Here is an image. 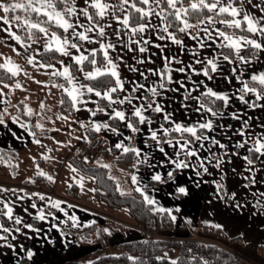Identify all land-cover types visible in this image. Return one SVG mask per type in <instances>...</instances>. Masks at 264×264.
Masks as SVG:
<instances>
[{
    "label": "crops",
    "instance_id": "obj_1",
    "mask_svg": "<svg viewBox=\"0 0 264 264\" xmlns=\"http://www.w3.org/2000/svg\"><path fill=\"white\" fill-rule=\"evenodd\" d=\"M115 1L116 0H105V2L111 5H115ZM36 2L37 0H32V3ZM212 2H216V0H212ZM242 2L243 5L246 6L247 11L251 14L260 18L264 17V12L260 11L258 7H253L248 4L247 0H233V4L236 6L241 5ZM71 3L72 0H69L68 5H65V8L70 6ZM75 3L77 4L76 11L72 14L65 13V18L70 21H74L78 18L81 23L74 24V29L76 31H84L88 22L81 10L83 7V0H75ZM227 3L228 0H224V4L226 5ZM252 3L254 5L264 6V0H252ZM147 7L152 8V12L157 19L156 22H158L159 26L153 24L155 21L151 19L152 15L148 16V21L146 23H150L152 27L146 28L143 33H132L131 28L121 29L123 26L121 21L119 22L121 25L120 28L116 29L120 32V36H116L114 34V29L118 22L113 18V11L115 12V15L118 14L115 9L108 10L107 16H98V20H94L95 22L105 24L106 21L112 18L111 25L106 27V36L104 39L105 42L110 41L116 45L114 49H110L109 51L112 58L118 64V71L121 73V77L125 84L123 89L117 88L116 92L112 93V95L123 98V96L131 93V105L135 106L141 103H146L145 100H141L138 97H150L151 93L149 92V88L158 87L157 81L160 79L158 73L161 70L162 64L165 62V57H168L167 62L171 65L168 71L171 72L174 79L169 83L167 88L159 89V91L167 94V98L158 97V99L165 100L166 110L172 112L174 117L182 122L192 123L201 119V117L212 118L217 122H220L221 120H218L220 117H211V114L206 111L196 113L195 110H192L190 107L193 104L190 103V98L185 101L189 107L190 115H186L185 109L180 107L181 101L185 96V88H187L189 94L192 93L195 96L200 95L203 91L202 88H197L194 91L192 89L194 81L187 80V77L189 76L193 79L194 75L195 77L199 76L200 78L206 79L203 73H193L192 68H199L207 65V61L202 55V53H207L210 57H217L218 64L221 63L222 65H225L221 71L228 73L230 67H235L237 69L243 67L245 68L243 75L244 77H248L250 75L248 69H255L257 72L264 70V55H260L259 51L257 54L259 57L258 59L252 61L245 60L246 62L243 61L239 63L235 50L228 44L227 40H223L221 38L222 36L215 33V29L219 28V26L216 23L212 26L206 20L203 24H200V31H198L199 35H194L197 37L186 41L187 46L184 45V48H181L172 39L168 38L167 33L164 31V26L166 25L165 19L160 13L159 8L154 7L152 3L148 4ZM129 8L130 4L125 5L121 8L119 15L122 16L124 12L129 10ZM57 9L60 10L58 7ZM90 9L91 7L89 6V12L91 13ZM92 9L96 12L94 8ZM0 15H4L2 10H0ZM241 15H243V13ZM162 21L163 24H161ZM261 21L264 23V19H261ZM0 25H3V27L0 28V65L10 63L17 65L19 68V71L15 73L3 68L11 73L15 79L0 84V89H3V92H0V113H4L2 111L5 109H7V111L8 109L10 110L8 114L10 115V118H8L6 114L4 115V119L7 123L0 124V146L3 147L4 150L13 151L15 153V158L10 159V161L0 162V195L4 194V197L2 198H6V201H0V213L5 215V212L7 211L5 203L13 209V218L9 219L5 215L8 218L7 222H3L0 218V223H3L6 227H13L12 232L4 233V238L7 239L10 244L16 245L15 248H12L8 244H5L3 239H0V242H2L0 246L4 247V251L0 252V264H60L61 262L71 260L72 258L77 259L76 257L89 253L92 250L88 251L86 249L98 244H81L73 234L63 231L61 229V224H67L78 229L93 221L104 223L105 219L109 218L126 225L124 231L114 230L106 225V228L109 229L107 234L111 244H118L125 240L139 238L142 231L139 228L137 219L130 214L128 208L124 206L113 207L100 200L96 196L94 176L77 168L72 164L70 158L77 152L78 147L84 141L93 138V136L87 135V129H90L89 131H91L92 135L105 136L107 139L105 151L101 155L93 158L91 164L107 165L115 175L119 188L122 191L131 192L135 190L137 186L131 181L133 173L138 174L140 178L138 183H147L150 178L149 173L152 170L163 172L167 167V165H159L160 159L168 158L164 157L159 149L154 147L151 137L148 135L149 128H158L157 121L160 114L148 110L146 115L153 118L152 123L147 126L138 124V131L133 132L131 129L124 126V121H119L118 118H112L110 116V113L116 108H123L127 114L129 112V103L127 101L124 105H120L113 101L111 106H109V104L103 106L99 104V100L105 97L97 96L95 92L89 93L84 90L83 96L78 97L75 114L73 116L65 115L61 110L62 94L67 93L64 89L71 88L72 85L69 84L68 78L60 73L63 71V68L67 66L69 67L71 76L74 78V82L77 83V86L90 85L85 81L90 78L85 77L83 72L80 71L81 65L79 66L78 73L76 75L72 74L71 62H76L73 56L79 54L80 51H83L84 54L88 56L90 54L88 50L91 47L99 49V43L97 41H80L78 37H70L71 40H75L81 44L80 49H72L71 44L65 45L73 55L70 56L61 53L62 59L54 62H44L42 61L41 53L42 51L48 50L45 49L44 45L49 42L53 44L55 43V41L52 40L53 30L45 28L48 34L45 35L42 32L39 40L25 41L22 39L24 43H21L20 41L15 40L11 35V32L4 31V28H10L11 31L16 32L17 35H19L17 23L0 21ZM205 29L208 31L205 32ZM72 30L73 29H69L68 33H65L64 31V35L62 36L56 32L55 33L57 36L63 38L65 35H70ZM159 31H162V33ZM168 31L171 32L169 29ZM88 32L90 35L98 36V29L95 32L89 29ZM221 32L249 36L240 33L225 32L223 30H221ZM188 33L191 32L189 31ZM188 33L185 35V38L189 36ZM209 33L214 35V39L209 40ZM259 35L260 32H257L253 33L251 37L258 38ZM183 39L184 38L181 40ZM138 40L142 41V43H137ZM152 41H154V43ZM202 42H206L210 47L201 48ZM225 46L231 47L235 54L234 58L230 57V62L223 61L222 56L220 55L221 53L226 55L223 51V47ZM248 46L251 45H247V47ZM140 47H145L147 50L141 53L139 52ZM212 47L217 50L215 54H209ZM247 47L241 48L240 55H244V50ZM193 48H196L197 51L193 52ZM120 49L123 51H119ZM182 53H185L186 55L184 56ZM118 54L125 57L124 64H121V62L117 60ZM173 55L177 57L176 60L171 59ZM29 57L33 58L31 63H29ZM140 57H144L143 61L140 60ZM149 57H151V59H149ZM245 57L247 58L248 56ZM61 61H63V63H61ZM197 61H200L201 63H197ZM104 63L106 62L104 61ZM97 64L103 65L98 62ZM125 64L139 69V72L144 73V76L138 75L135 71H130ZM181 66L186 68L185 72H180L178 70ZM91 68L92 67L89 69L84 68V71L91 70ZM148 68H152L154 71L148 73L146 71ZM213 75L215 79L212 81L218 82L219 85L226 81L235 82L233 78L235 73H231L228 79L217 72ZM182 77L186 80V85L179 84V80ZM57 78L66 80V84L63 85L64 87L59 86L62 84L56 80ZM17 81L21 85L20 87L14 86ZM136 81L144 84V87L133 91V83ZM166 83L168 82L166 81ZM240 86H242V83ZM214 88L217 89V87ZM177 89H180V91H177ZM192 97L194 96L192 95ZM235 99L234 107L244 108V111L240 113V116H243L245 119L250 117L251 120L249 122L255 123L256 125V127L250 131H264V128L261 127V125L264 124V119H262L264 118V107L249 108L236 97ZM251 99L254 98L250 97L249 100ZM20 101L24 103L23 106L25 110L33 115L34 125L37 130L44 133L40 138H37L35 134L33 135L34 131L31 128L30 123L18 114L19 109L16 104ZM191 101L196 105V108L199 107V104L193 99ZM28 109H31V112H29ZM12 117H15L16 119H12ZM227 119L228 118L225 117L223 121L226 122ZM81 121H83V123H81ZM93 121L101 124L99 131L92 126ZM37 122L42 124L43 128L37 127ZM105 123L111 125L112 128H118L119 131H111L109 128L103 127ZM21 124H24V127H21ZM207 131L210 135H215L216 133L219 135L227 134L221 128H217L216 131ZM177 136H179V134ZM129 137H131V139H129ZM167 138L168 137L165 136V140H167ZM145 140H147L148 143H145ZM205 142L209 143L208 141ZM121 143L129 148H132L133 146L139 147L142 151L139 156L132 152L129 157V164L120 163L117 159L119 154L124 153V151L122 147H117V145ZM251 146L252 145L248 148H251ZM174 148L178 149V145L175 143L168 145L165 148V151L168 152L170 157L175 155L173 151ZM233 148L235 149V155L232 156V158H236L238 147L234 146ZM145 152L152 153L148 158V162H144L143 159ZM244 155H248L246 150ZM263 157L264 156H260V154L257 153L256 159H258V163L256 165H248L246 161H244L243 156H241V164L232 160L228 162L222 160L221 163L225 175L226 173L233 172L232 178L230 177L229 180H224L228 190L236 191V188L243 184L240 172L245 165L249 167L248 172L253 173L251 178L254 177L256 183L264 184V170H261L260 168V164L264 163L262 161ZM181 159H184V157L181 156ZM137 160H141V163L137 164ZM195 162L196 158H193L192 163ZM130 163L135 165V167H131ZM149 165H151V167H149ZM233 169H235V171H233ZM251 169H255V171H252ZM219 171L220 170H218V173ZM41 172L48 173L53 179L49 180L46 176L42 175ZM176 173L182 181H187L190 180V178L195 177L194 168L184 169L182 171L176 170ZM37 176L42 177L47 182L48 186L43 184L44 187L47 188V192H39L37 188H32L33 190L30 191H26L22 188L25 181H32ZM203 178L204 183H201L196 190L195 195L190 197H176L171 195L174 191V185L171 182L157 183L153 181L148 185L146 190L150 195L155 197L160 205H163L165 208H172L176 216H183V219H180L181 221L179 223L174 221L175 228L163 230L160 234L164 235L171 231L174 232L176 228H182L183 224L192 227L197 226L202 222L200 221L201 217L199 216L198 210H203L204 207H212L213 213L236 214V209L226 207L224 201L216 200L211 196L213 195L215 185H210L208 179L212 177ZM217 179H219V176ZM231 179H233V181H231ZM72 184H75L78 189V193L75 196L68 194V190ZM254 195L255 194H250L248 196V199H251L250 209L252 211L259 210L260 205L256 202H261L263 197L262 195L257 199H254ZM11 196L14 198V202L12 203L9 198ZM57 202L59 204L58 207ZM33 205H35V207H33ZM3 209L6 211L4 212ZM25 209H27V211H25ZM180 211L182 212L181 215ZM40 212H43L44 214V219H42V222L46 221L44 226L39 219L34 218L35 215ZM16 216L20 217L22 223L33 224L34 227L31 228V230H35H23V224L16 223ZM251 216L253 217V215ZM73 217L76 219L73 220ZM228 218H231V216ZM51 220H53L54 223H52ZM229 222L232 223L233 220L229 219ZM244 224L245 226L248 225L252 227L253 221L249 219ZM40 225L42 226L41 231L35 232L37 228H40ZM225 226L226 225H223L221 228L224 230ZM15 227H20L21 231L16 232L14 230ZM250 227H242V229L243 231H246L247 228L248 231L251 232L252 229ZM235 229L240 230L241 228ZM51 230L53 233L55 231V233L53 235H47L50 234ZM2 231L3 230L0 229V232ZM46 232L47 234L45 235L44 233ZM237 232L238 233L234 232L236 234L231 235L228 233L226 234L228 236H241L240 231ZM27 235L29 237H26ZM41 236L44 240L39 243L37 238H40ZM39 245H41V247H39ZM258 245L259 244H256V246ZM27 249L33 251V256L31 258L27 256Z\"/></svg>",
    "mask_w": 264,
    "mask_h": 264
},
{
    "label": "snow or ice",
    "instance_id": "obj_2",
    "mask_svg": "<svg viewBox=\"0 0 264 264\" xmlns=\"http://www.w3.org/2000/svg\"><path fill=\"white\" fill-rule=\"evenodd\" d=\"M61 2L65 5H68V0H61ZM150 3H152L154 7L159 8L161 14L164 13L165 8L160 7V5L162 3L166 4L168 10L171 12L174 19L182 21L183 27L181 28V31L192 27L188 19L185 18L188 15L189 9L202 10L206 8L210 11H214L218 8L220 13H230L231 16L235 18L223 20V24H226L230 27L239 28L241 26V20H243L246 22L247 29L251 33L260 32L262 35H264V23H259V20L253 14H251L249 11H246L244 9L243 2L241 3V5L236 6L233 4V0H228V3L226 5L221 3L220 0H216V2H206V0H191V3L188 5L187 8L184 7L183 3H180V0H140L139 4L136 2V0H120L119 6L121 8L128 4H130L131 7L128 11L124 12L122 16L115 15V12L113 11V18L115 21L118 22L115 26L114 34L116 36H120V32L116 29L120 28L121 25L119 22L121 21L124 28H131L132 33H143L146 28L152 27L150 23L143 22V18L145 17V15L151 16L153 14L152 8L141 6V4L148 5ZM178 3H180L179 7H177ZM247 3L252 5L253 7H258L260 11L264 12V6L254 5L252 3V0H247ZM89 6L96 10L95 15L99 17L107 16L108 10H114L116 7L115 5H111L105 2V0H83V7L81 10L83 15L87 18L88 23L84 31H76L74 29V24H80V20L77 18L74 21H70L69 19L65 18V13L72 14L76 11L77 4L75 3V0H72L70 6H67L65 9L60 10L57 9L54 0H37L36 3H32V0H28L27 7L25 3H21L19 2V0H0V10H2L4 13V15H0V21L10 22L13 20H23L24 25L28 26L29 37H31L32 35L31 29L33 28L39 29L40 32H43L45 35H47V31L41 23H34L32 20L25 19L24 17L19 15H8L10 12H16L18 9H24L26 12L35 11L38 14L45 13L48 17V20H54V22L58 26L64 29L65 33H68L69 29H73L70 35H65L63 38L57 36V34L53 32L52 40H54L55 43H46L44 45L45 49L55 48L60 53H64L70 56L73 55V53L70 52L69 49L65 47V45L71 44L72 49L81 48V44L75 40H71L70 37H78L80 41H97L99 43V50H102L103 60L106 62L103 65L97 64L95 54L98 52V49L96 47H91L88 50L90 53L93 54L91 57L86 56L83 51H80L79 54L74 55L73 58L78 64L81 65L80 71L83 72L85 77L92 79L99 77L103 74H108L111 77L115 78L114 84L104 90L98 89L90 85L77 86V83L74 82V78L71 76L69 67L65 66L60 74L67 77L69 84L72 85L71 88L64 89L71 98V107L75 108L77 106L78 97L83 96L84 90L89 93L95 92L97 96H103L107 98V100L109 101V106L112 105L113 101L119 103L120 105H124L127 101L129 103V112L127 114L123 108H116L110 113V116L112 118H118L119 121H124V126L128 129H131L133 132L138 131V124L147 126L148 124L152 123L153 118L151 116L146 115V112L148 110H152L153 112L160 114L159 119L157 121L158 128H149L148 135L151 137L154 147L159 149L160 153H162L164 157L168 158L160 159L159 165H167V167L163 172L158 170H152L149 173L150 178L147 183H138L140 178L137 173H133L131 176L132 183L134 185H137L135 191L141 194L142 199L147 204L155 205L151 209L152 212L159 211L162 215L166 213L171 221H176L177 216L174 214L173 209L165 208L163 205H160L156 201L155 197L149 194L146 188L153 181L157 183L171 182L174 185V191L171 193V195L176 197L193 196L195 195L196 190L199 188V185L201 183H204V175L209 173V166L204 163L205 160H208L209 164L214 163L215 168L220 170L218 173L219 179H214L211 181V183L215 185L213 197L216 200L224 201L226 207L242 209V207L244 206L243 203L239 200H236L237 192L229 191L226 187V184L224 183L225 173L223 171V165L221 163L222 160L231 161L232 156L230 155V153L234 152L235 149L230 147L229 143L224 142L223 136L217 138L215 135H210L207 130L216 131L217 128H221L229 136L234 133L236 136L239 137L238 139H234L233 141L236 147L243 148L247 143L250 142L252 146L251 148L246 149V151L250 154L253 152V150H255V152L260 154V156H264V131H250L251 129H254L256 125L255 123L249 122L251 120L250 117L248 119H245L240 116V113L244 111V108L232 109L230 107L232 104V95H230L228 91L215 89L214 87L210 86L209 83H207L206 81H201L199 83L194 82L197 88L203 89L200 95L190 97L187 88H185V96L181 101L180 107L185 109L186 115H190L189 107L185 103V101L191 98L199 104V107L195 108L196 113L206 111L207 113L211 114V117H220L221 121L217 122L212 118L205 119L201 117V119H198L192 123H187L176 119L172 112L166 110L165 100L158 99V97L167 98V94L159 91V89L167 88L169 86V83L172 82L174 79L171 72L168 71V69L171 67V65L167 62L168 57H165V62L162 64L161 70L158 73L160 77V79L157 81L158 87L149 88V92L151 93L150 97H138L141 100H145L146 103H141L135 106L131 105V93H129V95L123 96V98L119 96H113L112 93H115L117 88L123 89L125 87V84L123 82V78L121 77V73L118 71V64L112 58V55L109 51L110 49H114L116 45H114L110 41L105 42L104 39L106 36V27L111 25L112 18L106 21L105 24L95 22L93 19V15L89 12ZM133 10L139 14L141 22L132 21ZM240 13H243V15L240 16ZM260 19H264V17H261ZM205 20L208 21L209 24L212 26H214L216 23V21L213 19V15H206L203 20H198L197 23L203 24ZM170 23L171 22L169 21V24ZM161 24H163V21L161 22ZM2 27L3 25H0V28ZM89 29L93 32L97 31L98 29V36L90 35L88 32ZM4 31L11 32V35L15 38V40L24 43L21 36L17 35L16 32L11 31L10 28H4ZM164 31L167 33L168 38L172 39L176 44L182 45L184 43L183 40L179 39L172 32L168 31L167 25L164 26ZM204 31L207 32L208 30L205 29ZM215 33L227 40L228 44L235 50L237 58L241 61H252L254 59H258L259 57L257 56V50L260 51V55H264V43H261L259 40L252 38L251 36L228 35L227 33L221 32L219 28L215 29ZM188 35H191V33H188ZM197 35H199V33H197ZM208 38L209 40H212L214 39V35L209 33ZM193 39H195V37H193ZM242 41L245 43L242 44ZM152 42L154 43V41ZM137 43H142V41L138 40ZM247 45L252 46V55L246 58L244 55H240V50L242 47H247ZM209 47L210 46L206 42L201 43V48ZM146 50L147 49L145 47L139 48V52L141 53ZM119 51L123 50L120 49ZM192 51L195 52L197 51V49L193 48ZM212 51H215L214 47H212ZM202 55L207 61V65L199 68H192V71L203 73L204 77L207 78V81H211L215 79L213 74L218 71H221L220 65L218 64L215 56L210 57L207 55V53H202ZM220 55L222 56L223 61H231L230 56L223 55V53H221ZM32 59V57H29V63L32 62ZM143 59L144 57H140L141 61H143ZM149 59H151V57H149ZM171 59L176 60L177 57L173 55ZM85 60H90V63L92 65L91 70L84 71L83 64ZM117 60H119L121 64H124L125 57L118 54ZM61 63H63V61H61ZM197 63L201 62L197 61ZM125 66L128 67L130 71H135L138 73V75L144 76V73L139 72V69L126 64ZM0 67L6 68L13 73L19 71L18 66L15 64L5 63L0 65ZM178 70L180 72H185L186 68L181 67ZM146 71L148 73H151L154 70L152 68H148L146 69ZM244 71L245 68L243 67L239 69L235 67H230L228 73L221 71V75H224L225 78L228 79L231 73H235V76L233 78L237 81H242V86L239 89H236L235 86H233L232 92L239 101L243 102L245 106L249 108L264 107V103L259 105L256 103V101H264V70L259 72L252 71L247 79H245L243 76ZM191 79V76L187 77V80ZM166 81L168 83H166ZM2 83H5V81L0 79V84ZM179 84L186 85V80L182 77L179 80ZM14 86L20 87L21 85L17 81ZM59 86L64 87L63 85ZM143 87L144 84L139 83V81L133 83V91L142 89ZM177 91H180V89H177ZM0 92H3V89H0ZM249 93L253 94L254 99H246V95ZM217 101L221 102L220 106H217ZM61 103H63V101H61ZM28 111L31 112V109H28ZM5 113H7V109L4 110V113H0V124L7 123V121L4 119ZM225 116L231 117L232 119L237 121L236 126L224 122L223 118ZM12 119L16 118L12 117ZM81 123H83V121H81ZM36 126L43 128V125L39 122H37ZM92 126L96 128L97 131H99V129L101 128V124H98L95 121L92 122ZM21 127H24V124H21ZM103 127H107L111 131H119L118 128H112L111 125L107 123H105ZM261 127L264 128V124H262ZM174 133L179 134V136L174 135ZM165 136L168 137L167 140H165ZM129 139H131V137H129ZM205 141H208L209 143L205 144ZM145 143H148V141L145 140ZM174 143L178 145V149L174 148L173 151L175 155L170 157L168 152L165 151V148L168 145H172ZM197 145H199L201 148L207 147L209 150V155L203 156L201 158ZM213 145H215L219 150H221L220 156H215L212 154L211 146ZM117 147H122L124 152L132 151L137 156H139L142 151V149L139 147L133 146L132 148H129L127 146H124L122 143L118 144ZM151 155V152H145L143 158L144 162H148V158ZM181 156H183L184 159H181ZM209 156H211L212 159H209ZM190 158H196V162H188ZM243 159L248 165H256L258 163V159H253L251 155H244ZM139 163H141V160H137V164ZM105 167H107V165H105ZM133 167H135V165H133ZM149 167H151V165H149ZM192 168L196 169L194 178H190V180L187 181H182L179 179L176 170L182 171L184 169ZM260 168L261 170H264V163L260 164ZM251 170L255 171V169ZM233 171H235V169H233ZM41 174L46 176L49 180L53 179V177L46 172H41ZM240 175L243 176V173H241ZM255 183L256 180L254 177L249 178V184ZM256 203L259 204L261 210L264 211V204H262L260 201H257ZM58 206L59 204L57 202V207ZM5 207L7 208L5 215L9 219H12V207L9 206L7 203H5ZM33 207H35V205H33ZM25 211H27V209H25ZM37 215H39L40 219H44L43 212H40ZM75 219L76 218L73 217V220ZM15 221L17 224L22 223L19 216L15 217ZM25 227L31 229L34 227V225L28 223L25 225ZM216 227L220 228L223 227V225L217 224ZM0 229L3 230L2 232H0V239H3L4 243L8 244L10 247L15 248V244H10L9 241L4 238V233L12 232L13 227H6L3 223H0ZM14 230L16 232H20L21 228L15 227ZM104 231L107 232L109 231V229L105 228ZM241 235H243V233H241ZM27 256L29 258L33 256V251L31 249H27ZM129 259L135 261L137 258L129 257ZM157 259L160 258L157 257ZM170 259L171 264H179L178 257ZM190 259L193 258L190 257ZM200 259L202 261V264H207V261L203 260L202 257ZM88 264H91V262H88Z\"/></svg>",
    "mask_w": 264,
    "mask_h": 264
},
{
    "label": "trees",
    "instance_id": "obj_3",
    "mask_svg": "<svg viewBox=\"0 0 264 264\" xmlns=\"http://www.w3.org/2000/svg\"><path fill=\"white\" fill-rule=\"evenodd\" d=\"M69 1V0H68ZM21 3H25L27 7V0H19ZM56 6L60 9L65 8V4L61 2V0H54ZM139 4L140 0H136ZM206 2H212V0H206ZM237 2V1H236ZM180 3H183L184 7L187 8L191 3V0H180ZM180 3L177 4V7L180 6ZM120 0L115 1V11L119 15L121 7ZM143 7H147V5L141 4ZM131 7V5H130ZM160 7L165 8L164 13L162 14L165 19V24L168 26V29L179 39L185 37V35L190 31L191 33L197 32L200 29V24L197 23L198 20H203L206 15H213V19L216 21V24L219 28L225 32H233L240 33L252 36L251 33L247 29V24L245 21L241 20V26L239 28L230 27L226 24H223V20L233 19L230 13H220L219 11H210L208 9L202 10H188V15L185 17L188 19L189 23L192 25L191 28H187L184 31H181L183 27L182 21L175 20L171 12L168 10L166 4L162 3ZM91 13L93 15L94 20H98V16L95 15L94 10L91 8ZM174 11V10H172ZM9 16L19 15L24 17L25 19H30L34 23H41L42 26L46 29L53 30L59 35H64V29L58 26L54 21H49L48 17L44 13H36L35 11L26 12L24 9H18L16 12H10ZM183 16V13H182ZM132 21L133 22H141V18L139 14L134 10L132 12ZM148 21V16L145 15L143 18V22ZM169 21L171 22L169 24ZM17 23L18 34L25 41H37L40 39L42 32L39 29H31L32 35L29 37L28 26L24 25L23 20L19 21H11ZM123 29V26L121 27ZM162 33V31H159ZM223 51L226 55L231 58L235 57L234 51L231 47H223ZM259 50H257L258 54ZM245 56L252 55V46H248L243 53ZM93 54L90 53L88 57H91ZM96 60L100 64H104L102 50L98 49V52L95 54ZM42 61L44 62H54L62 59L61 53L52 48L41 53ZM80 64L77 62H71V70L72 74L76 75L78 73V69ZM92 67L90 60H85L83 64V68L89 69ZM0 79L4 81H12L15 77L9 73L7 70L0 68ZM62 85L66 84V80L57 78ZM114 77H111L108 74H103L99 77L86 79L91 86L96 87L98 89L104 90L108 87H111L114 84ZM61 110L67 116H73L75 114V108L71 107V98L67 93L62 94ZM23 102H17L18 106V114L23 117L24 120L30 123L31 128L34 131V134L37 138H40L44 133H41L37 130L34 125V117L32 114H29L27 110H25L23 106ZM99 104L106 106L109 102L106 98H101L99 100ZM221 102L217 101V106H220ZM113 120V119H111ZM115 121V119H114ZM85 125V123H84ZM90 129L86 130L87 135L96 137L94 134L92 135ZM174 135H178L174 133ZM188 135V134H186ZM87 141H84L83 144H86ZM132 151L124 152L119 154L117 159L120 163L129 164V157ZM251 155L253 159L257 158V152L253 150L252 153H248ZM15 158V153L7 154L4 156V159H0V162L10 161V159ZM70 161L77 168L91 174L95 178V187H96V196L113 207H126L128 208L130 214L135 217L138 221L139 228L142 231V234L139 238L132 240H125L118 244H111L107 232L104 231L106 225L110 226L114 230L124 231L126 225L123 223H119L112 219H105L104 223L93 221L81 228H73L67 224H61V229L65 232L73 234L78 241L83 245H89L92 243H98L100 245L99 248L90 251V254H94L95 256H91V260L87 259L88 255L83 258L73 259L63 264H171V259L168 255L169 252H173L177 250V257L179 258V264H202L201 257L203 260L207 261V264H255L250 260L243 258L239 254L235 253L231 249L223 246L219 242L200 239L196 236L198 231L206 232L212 235H219L226 237L229 241H240L241 236H228L226 232L220 227L217 228L215 225L200 222L197 226H190L187 224H183L182 228L190 230L193 235L189 238H176V237H165L160 235L159 233L163 230H169L175 228V222L171 221L168 215L161 214L159 211L152 212L151 209L154 207L153 205L147 204L141 197V194L133 191H122L118 186V181L116 180L115 175L111 172L108 167L104 165H94L88 161L82 160L78 158L77 152L70 158ZM132 163V162H131ZM130 163V166L133 167V164ZM35 184H44L48 186L47 182L40 176L35 177L32 181H25L23 186H28L30 190L35 188ZM78 193V189L75 184H72L70 189L68 190L69 195H76ZM0 218L3 222H7L8 218L0 213ZM104 248L114 249V252H106ZM129 257H136L137 259L131 260ZM159 257L160 259H157ZM176 257V258H177ZM193 258V259H190Z\"/></svg>",
    "mask_w": 264,
    "mask_h": 264
},
{
    "label": "rangeland",
    "instance_id": "obj_4",
    "mask_svg": "<svg viewBox=\"0 0 264 264\" xmlns=\"http://www.w3.org/2000/svg\"><path fill=\"white\" fill-rule=\"evenodd\" d=\"M220 2L224 4V0L223 1L220 0ZM244 9H246V11H247L246 6H244ZM216 10H219V9L217 8ZM241 14L242 13H240V16H242ZM254 16L259 20V23H263L261 21L260 17H258L256 15H254ZM151 19L153 21H155V22H153L154 25H158V22H156L157 19L155 18L154 14H152ZM233 19H235V18L233 17ZM199 31H200V29H199ZM197 33H198V31L192 33L189 36H187V38L184 37V39H186V40L183 39L184 43L182 45H178V44L177 45L179 47H181V48H184L183 47L184 45L187 46L186 45V41H188L190 39H193V37H197V36H194V35H197ZM228 35H238V34H228ZM221 38L223 40H225L223 37H221ZM255 39L259 40L261 43H264V35H262L261 33H260L259 37L258 38L256 37ZM241 43L244 44L245 42L242 41ZM216 52H217L216 49H215V51L211 50V52L209 54H215ZM182 54L184 56L186 55L185 53H182ZM216 59H217V57H216ZM238 62L240 63V62H243V61L239 60ZM219 65H220L221 70L225 66V65H222L221 63H219ZM248 71H249V74H251L252 71H256V70L255 69H248ZM193 73H195V72L193 71ZM217 73L221 74V71H218ZM196 74H201V73L196 72ZM244 78L247 79L248 77H244ZM191 80H193L196 83H199L201 81H206L207 83H209L210 86L217 87V90L228 91L229 94L232 95V103L233 104H231L230 107L232 109H235L234 102H235L236 99H235L234 93L232 92V88H233V86H235L236 89H239L241 87L240 84L242 83V81H237V80L234 79L235 82L226 81L224 83H221V85H219L218 82H216V81H212V80L211 81H207V78L204 79V78H200L199 76L195 77V75H194V78L191 79ZM192 89L194 91L197 89V87L195 86V83L192 86ZM192 95L195 96L194 94L190 93V97H192ZM250 97L254 98L253 94L249 93V94L246 95V98L250 99ZM191 100L192 99L190 98V103L193 104V105H191L190 108L192 110H195L196 105ZM262 103H264V101H257L258 105L262 104ZM259 108H261V107H259ZM2 112H4V111H2ZM9 112H10V110L8 109L7 113H5L6 116H8V118H10L9 117L10 115H8ZM225 117L228 118L226 120L227 123H230V124H233L234 126H236L237 121H235L231 117H228V116H225ZM204 118L207 119V117H204ZM224 118H223V120H224ZM218 120H221V118L218 119ZM198 132H199V130H198ZM212 135H214V134H212ZM215 135H216L217 138H220V137L223 136L224 137V142L225 143H229L230 147H232V148L235 146V144L233 142L234 139H238L239 138L234 133L231 136H229L227 134L226 135L225 134H222V135L220 134L219 135L217 133ZM205 144H208V143L205 142ZM250 145H251V143L249 142L243 148H239L238 147V152H237L238 154L236 153L237 157L236 158H232L231 160L232 161H236V162L241 164L242 163L241 156H244V152H245L246 148H248ZM197 148H198V151L200 153V157L201 158L203 156H208L209 155V150H208L207 147L201 148L199 145H197ZM211 152L215 156H220L221 155V150H219L215 145L211 146ZM10 153H12V151L4 150L3 147L0 146V159H4V156H6L7 154H10ZM230 155L234 156L235 153L232 152V153H230ZM209 159H212V157L209 156ZM192 160H193V158H190V160L188 162L192 163ZM262 161L264 162V157L262 158ZM204 163L209 166V173L205 174L206 176L204 175V177H212V178L208 179V182H209L210 185L213 186L211 181L218 178V170L219 169L215 168V164L214 163L209 164L208 160H205ZM242 169L243 170L240 172V174L243 173V176L241 175L243 184H241L240 186H238L236 188V192H237L236 200H239V201H241L243 203L244 206L242 207V209H236L237 210L236 214H234V213H231V214H227V213H223V214H221V213H213V208L212 207H204L203 210H201V209L198 210L199 216L201 217L200 221H202L204 223L213 224V225H217V224L226 225L224 227L225 228L224 231L226 233H228L229 235L236 234V233H238L237 231H240V234L243 233V235H241L240 241H237V240L236 241H229L226 237L219 236V235L218 236L217 235H212V234H209V233H206V232H202L201 230L196 233V236L199 237L200 239H207V240H211V241H215V242L217 241L220 244H222L223 246L231 249L235 253L239 254L243 258H246V259L250 260L251 262H253L255 264H264V211H262L261 208H259V210L257 209V210L252 211L250 209L251 208V199H248V196L250 194H255L254 195V199H257L258 197H260L262 195L264 197V184H261V183L249 184V180L248 179L253 176V173H249L248 172L249 167L247 165H245ZM195 171H196V169H195ZM230 177L231 178L233 177V172L226 173V175L224 177V180H229ZM203 180H204V178H203ZM231 181H233V179H231ZM244 183L247 184V186ZM232 191H234V190H232ZM211 196H213V195H211ZM0 197H1L0 198L1 202L2 201H6L5 200L6 198H2V197H4V194H1ZM9 198L11 199V203L14 202L13 196H11ZM261 203L264 204V198L261 199ZM3 211L5 212L6 210L3 209ZM181 214H182V212L180 211V215ZM251 215H253V217ZM229 216H231V218H228ZM34 218L39 219L43 226L46 224V221L42 222V219H40L39 215H35ZM180 219H183L182 215L181 216H177L176 222L179 223L181 221ZM229 219L233 220V222L230 223ZM249 219L253 221L252 227H250L248 225L245 226V224H244ZM51 222L54 223L53 220H51ZM22 224L24 226L23 230H25V229L30 230V231H34L35 230V229L31 230L30 228L25 227V225L28 224V223H22ZM256 226H257V228H256ZM242 227H250L252 229V231L249 232L247 228H246V231L245 230L243 231ZM235 228H241V229L237 230ZM41 229H42V226L40 225V228H37L35 232L41 231ZM234 232H236V233H234ZM54 233H55V231H54ZM54 233L51 230L50 234H47V232L44 233V234L45 235L46 234L47 235H53ZM160 235H163V234H160ZM192 235H193V233L190 230H188V229L176 228L174 230V232L171 231L170 233L164 234L163 236L186 239V238H189ZM26 237H29V236L27 235ZM37 239H38L39 243H41L44 240V238L42 236L40 238H37ZM1 243L2 242H0V244ZM256 244H259V245L256 246ZM113 245H115V244H113ZM39 247H41V245H39ZM90 247L91 248H87L86 250H88V251L92 250L93 251V249L94 250L97 249L99 247V245L95 244L94 246H90ZM35 248H36V246H35ZM2 251H4V247L0 246V252H2ZM104 251H106V252H114V249L104 248ZM87 255H88L87 259H89V260H91V258H89V257L95 256L94 254H90V252H89V253H85V255H83V256H79V257H76V258L85 259V256H87ZM168 255H169L170 258H176L177 255H178L177 250H174L173 252H169ZM73 259L74 258H72L71 260H73ZM71 260H68V261H71ZM68 261L61 262L60 264L66 263Z\"/></svg>",
    "mask_w": 264,
    "mask_h": 264
},
{
    "label": "built area",
    "instance_id": "obj_5",
    "mask_svg": "<svg viewBox=\"0 0 264 264\" xmlns=\"http://www.w3.org/2000/svg\"><path fill=\"white\" fill-rule=\"evenodd\" d=\"M107 144V139L103 135H99L91 140H89L86 144H81L77 149L78 158L91 162V160L105 151V147ZM38 191L45 193L47 192V188L42 184H35ZM25 190L29 189V187H24Z\"/></svg>",
    "mask_w": 264,
    "mask_h": 264
}]
</instances>
